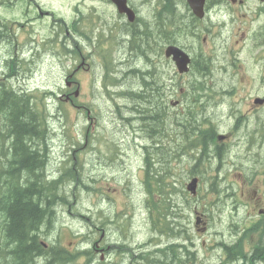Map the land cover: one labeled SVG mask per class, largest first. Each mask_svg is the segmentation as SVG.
Listing matches in <instances>:
<instances>
[{"label": "rangeland", "instance_id": "obj_1", "mask_svg": "<svg viewBox=\"0 0 264 264\" xmlns=\"http://www.w3.org/2000/svg\"><path fill=\"white\" fill-rule=\"evenodd\" d=\"M139 2L132 0L133 4ZM108 13L109 8L102 0H15L10 8L4 4L0 8V18L8 24V36L0 41V79L10 74L6 60L11 56L17 59V66L15 64L16 74L8 79L9 85L18 91L37 95L53 93L54 96H49L48 100L42 95L36 97L38 102L45 104L50 132L45 173L53 180L70 170L82 184L74 187V182L67 181L65 184H69V187H62L66 189L70 204L58 205L53 210L54 222L47 243L58 238L60 244L70 252L87 249L92 258L89 264H145L142 259L144 254L164 250L169 244L168 237L165 234L158 236L157 233L163 227L159 218L166 211L160 210L159 213L153 207L150 220L146 208L149 197L145 193L142 167L147 152L152 154L151 163L155 168L154 187L160 182L165 189L180 192L189 182V172H194L200 178L194 198L189 194L183 196V192H180L182 197L172 196L177 206L172 209L177 215L173 220L179 224L177 229L185 236L177 244L186 246L194 254V259L185 264L250 263V260L234 263L231 255L227 257L229 251L222 247V243L231 250L236 240L240 239L243 251H250L259 238L257 234L246 238L242 236L246 228L264 222V140L257 139L252 131L247 139L253 137L255 143L249 145L244 141L247 149L238 151L233 137L226 150H222L221 159L198 162L193 168L195 162L189 150L186 153L176 150L183 144L181 138L189 135L186 131L189 126L187 128L185 124L187 120L179 121L184 126H176L174 121L186 112V96L191 81L204 80L188 74L185 78L175 77L173 81H167V77L173 76V65L166 62L161 54L155 69L159 75L158 83L163 84L162 93L166 95L163 103L169 116L167 134L173 142L164 146L162 156L160 153L155 156L150 145L140 137L141 133L135 130L139 124L133 125L135 121L132 120L125 121L131 118L130 105H134L131 97L112 100L103 88L106 65L103 64L102 54L108 53L110 61L107 67L113 72L112 76L120 70V82H124L128 68L124 69L122 61L130 46L127 36L123 37L124 43L117 44L118 32L115 30L116 38L107 41ZM103 23L105 27L102 29L92 28ZM118 62L119 68L116 66ZM221 65L212 69V79L204 81L211 86L208 87L212 91L210 94L218 95L215 99L212 95L210 101L204 99L213 106L205 110L209 126L226 134L230 128L233 129L232 120L226 115L231 111L245 118L244 122L249 124L245 129L253 130L257 117L264 121V110L252 111L255 115L248 114L241 104H248L253 93L263 92V83L240 82L234 75L238 68L228 64L222 68ZM141 69L146 70L143 65ZM241 74L254 76L244 65L239 73L243 76ZM69 75L72 76L69 81L75 84L67 87L65 77ZM131 76L136 78L131 80L132 84L112 89L111 93L115 94L114 90L138 91L136 85L141 74ZM151 80L150 76L148 81ZM76 89L78 95L74 97ZM180 89L183 92L179 93ZM230 91L235 93L236 105L231 104V100H223L220 95ZM64 92L70 96L66 98ZM175 101H178V105L171 106L170 102ZM116 104L120 107L117 108ZM124 104L128 108L124 109ZM247 108L251 111V106ZM197 118L196 124L200 122ZM260 128H264V125L258 128V133L264 137V129ZM144 145L145 154L140 149ZM208 153L205 147L203 156L206 157ZM179 154L182 158L176 157ZM68 188H74V193H69ZM255 204H259L258 207ZM189 208L199 211L201 220L206 221L207 225L200 224L201 228L197 231L194 226L195 214ZM259 209L263 210L261 215L257 212ZM168 219L170 221L171 218ZM172 226L174 228V224ZM93 243L96 244L91 247ZM119 246H124V250H118ZM166 252L169 259L166 264H181L185 260L183 249L177 251L181 257L179 261L172 260L170 253ZM155 257L160 259L161 254L149 255V259ZM42 262L43 259L39 258L38 263Z\"/></svg>", "mask_w": 264, "mask_h": 264}, {"label": "trees", "instance_id": "obj_2", "mask_svg": "<svg viewBox=\"0 0 264 264\" xmlns=\"http://www.w3.org/2000/svg\"><path fill=\"white\" fill-rule=\"evenodd\" d=\"M164 1L166 6L161 9V16L165 15L163 11L169 14L167 10L169 0ZM165 19L160 18V22ZM160 29L162 30L161 26ZM152 36L153 33H148V40ZM163 37L166 35H159L160 40ZM142 38L144 37L140 35L132 36L130 44H133V47L131 51H138L136 42ZM15 64L17 66L16 61H12L7 65L10 71L8 77L16 74L14 71ZM197 72L199 73V71ZM149 78L150 76L141 74L138 79L139 85H137L138 93L129 94L134 104L130 108L133 110V115H140L139 125L145 128V130L141 128L140 133H148L150 136L153 133L166 134L169 116H167L163 100L162 102L157 101L152 96L153 86L149 83ZM4 84H0V264H39V258L43 259L42 264H76L80 255H88L89 252H70L60 244L58 238L50 243L45 242V240H47L51 225L54 222L53 210L55 207L70 204L66 189H62V187L65 185L69 187V184H65L67 181L74 182V187L79 184L82 185L81 180L78 176H73L70 170L65 171L58 179H47L45 167L48 161L47 140L50 132L46 123L45 105L36 100L40 94L24 93V91L15 90ZM192 119H197L195 114L190 116V121ZM194 122L188 126L193 127ZM175 125L180 126L182 124L180 122L179 124L175 123ZM201 125L209 126V123L200 122L198 126L202 133L206 132L209 138L207 143L213 144L214 151L219 153L224 150L222 145L216 144L213 129L209 126L208 129L203 130L200 128ZM200 147H202L201 151L205 148L203 143H200ZM178 148L181 149L178 150ZM184 149L185 147L180 145L176 150L182 152ZM151 150L155 152L154 148ZM161 150L158 145L157 155L160 153L162 156ZM145 155L144 164L146 166L152 165L150 158L152 154L146 152ZM195 160L199 162L198 158ZM151 178L153 177L151 176ZM149 179L147 167L144 183L151 209L154 207V210H158L159 213H161L160 210L166 211L163 200L154 202L153 195L157 193L159 196L165 191L167 193L165 194L166 199L171 201L168 197L169 191L165 190L160 182L157 183V188L152 186ZM68 189L70 190V188ZM69 193L73 194L74 188ZM160 197L163 198V196ZM159 221H161V225L165 226L166 224L163 222H166V216L161 215ZM177 228L179 227H176L175 224L176 233L174 229H171V235L165 232L169 230L166 228L164 234L176 239H185L183 233ZM251 234H257L259 238L256 239L257 242L249 251L250 253H244L240 239L236 240V243L231 247L232 251L228 245L223 244L225 250L229 251L227 257L231 255L234 263L250 260L251 262L246 264H256V262L264 259V222L246 228L242 237L246 238ZM123 247L119 246L118 250H124ZM185 248L180 244H174L167 246L164 250H155L153 253L144 254L142 259L145 264H166L169 260L166 257V251H168L172 260L179 261L181 257L177 251L183 249L185 260H182L181 264H185V262L194 259V254ZM151 254H161L163 260L161 261V258L156 257L149 259Z\"/></svg>", "mask_w": 264, "mask_h": 264}, {"label": "flooded vegetation", "instance_id": "obj_3", "mask_svg": "<svg viewBox=\"0 0 264 264\" xmlns=\"http://www.w3.org/2000/svg\"><path fill=\"white\" fill-rule=\"evenodd\" d=\"M102 2L109 8L107 17L109 24L106 26L109 30L108 42L116 38L114 30L118 32V45L124 43V36L129 38L128 42H131L132 36L140 35L144 37L137 42L135 41L136 45H138L137 52L131 51L133 44H130L127 56L122 61L124 69L128 68L124 74V82H120V70L117 71L118 80L122 86H128V84H132L131 80L136 79L131 74L151 76L153 80L149 83L153 86L152 96L155 100L157 99V101L161 102L166 95L162 93L163 84L158 83L157 78L159 75L155 65L159 63L160 49L163 48L162 51L165 55L166 48L172 45L180 48L190 58L189 69L186 74L201 70L202 79L208 81L212 79V69L218 68L219 64H222V68H225L226 64H228L230 67L238 68L234 75H237V80L239 81L240 79L244 80V77L239 75L244 65V67L250 69L251 75H254L249 77L251 81L257 80V76H259L258 80L260 83L264 82V0H169L167 3L169 14L163 11L165 14L163 16L160 13L161 9L166 6L164 0H140L139 4H133L132 0H124L125 5L122 11L111 0H102ZM160 18H166L167 20H163L162 23ZM160 26L162 28V30L160 29L161 31L159 30ZM99 27L102 29L105 27V23L101 26H92L93 29ZM148 33H153L150 40H148ZM159 35H166V37L160 40ZM105 55L109 62L108 53ZM138 61L140 62V67H138ZM165 61L173 65V76L171 78L167 77V81H173L175 77L179 79L186 77L178 75L171 57L165 59ZM119 63L116 66H119ZM141 65L146 70H142ZM66 82L68 85L75 84L73 81H68V78ZM130 93L136 94L138 91L126 90L124 93L125 99L131 97L129 96ZM231 96L235 98L234 92ZM204 98L210 101L209 98L205 96ZM249 99L251 100L248 104H241V107H245L248 114H254L252 111L262 112L264 110V92L253 94ZM255 99H260L262 103H255ZM207 101L201 99L196 105L198 116L203 117L205 120H207L205 116L206 106L207 108L213 107ZM248 106H251V111L248 110ZM139 117L140 115L136 117L134 115L131 119L135 121L133 125H138ZM228 118L232 120L233 129L229 130L228 134L225 135V140L229 142L234 137L238 151L243 148L247 149V142L249 145H252L253 142L255 143L253 137H250L249 140L247 139V136L252 131L253 136L257 137V139L264 140L262 133H258V128L264 125V121H260L259 117H257V121L256 119L254 121L253 130L245 129V127L248 128L249 124L244 122L245 118L242 115L236 119L233 117ZM126 120L129 121V119ZM141 128L144 129L143 126ZM260 129L263 130L264 128ZM135 130L139 131V125ZM186 131L189 132L188 134L191 137L196 138L199 143H203L209 152L206 157L203 156V151L205 152V148H203L198 160L202 159L203 163H205L212 158L221 159L222 151L219 153L214 151L213 144L207 143L209 138L206 132L200 133L198 124L194 122L193 127L189 126ZM144 135L140 137L146 140L148 145L154 148L155 151H157L158 145L160 147V144L167 145L169 143L167 141L169 137L167 132L161 135L154 133L152 136L148 133H144ZM225 140L221 141L220 144L224 145ZM182 142L183 144L187 143L186 141ZM178 158H182L181 154L178 155ZM195 164L196 166L198 165L196 160ZM258 205L255 204V207H258ZM261 211L263 212L261 209L257 210L258 213Z\"/></svg>", "mask_w": 264, "mask_h": 264}, {"label": "water", "instance_id": "obj_4", "mask_svg": "<svg viewBox=\"0 0 264 264\" xmlns=\"http://www.w3.org/2000/svg\"><path fill=\"white\" fill-rule=\"evenodd\" d=\"M113 2L117 5L119 10L122 11L124 7V0H113ZM169 55H172V59L176 61L179 71L185 72L187 69V63L189 62L188 57L178 48L172 46L166 49V56ZM195 187H196V179H193L187 186V190L190 191L192 194H194ZM198 223L199 222H197V224Z\"/></svg>", "mask_w": 264, "mask_h": 264}, {"label": "bare ground", "instance_id": "obj_5", "mask_svg": "<svg viewBox=\"0 0 264 264\" xmlns=\"http://www.w3.org/2000/svg\"><path fill=\"white\" fill-rule=\"evenodd\" d=\"M119 67V66H118ZM193 123V122H192ZM138 124H139V121H138ZM192 125V124H191ZM140 125H139V132H140V130H142V129H140ZM143 130H145V128L143 129ZM141 135H144V133H142L141 132ZM145 136V135H144ZM183 147H185V149L182 151L183 153H186V151H188L189 150V152L190 153H192V151H193V149H192V147H189V146H186L185 144H181ZM180 147V146H179ZM181 148H178V150H180ZM154 155L156 156L157 155V151H155L154 152ZM198 158V157H197ZM194 162H195V160H194ZM199 162H201V163H203V161H202V159H200L199 160ZM139 249V248H138ZM186 250H187V248H185ZM188 251V250H187Z\"/></svg>", "mask_w": 264, "mask_h": 264}]
</instances>
